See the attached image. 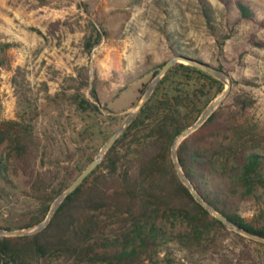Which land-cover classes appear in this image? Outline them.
I'll return each mask as SVG.
<instances>
[{
  "label": "trees",
  "instance_id": "obj_1",
  "mask_svg": "<svg viewBox=\"0 0 264 264\" xmlns=\"http://www.w3.org/2000/svg\"><path fill=\"white\" fill-rule=\"evenodd\" d=\"M237 7L244 19H254L248 5L239 1ZM99 41L98 32L88 51ZM160 69L154 70L155 75ZM206 87L218 88V93L224 89L223 82L196 66L182 62L172 66L102 162L64 199L45 229L30 236H0V264H246L248 256L252 264H264V243L230 231L197 201L175 169L173 141L213 101V97L198 99L206 94ZM92 94L97 100L96 92ZM79 99L81 108L99 109L85 96ZM254 102L250 96L239 95L232 106H220L180 144L178 153L186 174L217 210L264 235V223H256L264 221V153L260 151L264 134L247 119L241 121ZM34 139L24 121L1 123L0 148L6 141L9 148L6 154L0 153V180L5 182L0 200L12 203L7 185L18 168L16 160L25 161L36 153ZM85 167L80 166L79 173ZM23 168L31 175L35 191L27 201L40 204V212L28 219L26 214L6 218L0 223L6 229L44 220L53 201L70 185L48 194L49 176L32 164ZM236 196L261 204L257 218L247 219L231 208L229 202ZM226 232L242 244L241 257L235 261L223 249ZM252 245L257 246V258Z\"/></svg>",
  "mask_w": 264,
  "mask_h": 264
},
{
  "label": "rangeland",
  "instance_id": "obj_2",
  "mask_svg": "<svg viewBox=\"0 0 264 264\" xmlns=\"http://www.w3.org/2000/svg\"><path fill=\"white\" fill-rule=\"evenodd\" d=\"M239 1L254 19L241 16ZM98 32V45L88 51ZM175 55L223 69L233 84L221 106H232L239 95L252 97L241 121L264 134V0H0V125L24 121L36 148L29 159L16 160L7 185L12 203L0 200V223L40 212V204L27 201L35 191L23 166L32 164L49 176L48 194L71 184L141 100L154 70ZM205 92L199 100L222 93L207 87ZM80 96L99 109L81 108ZM7 143L0 153L6 154ZM229 205L250 220L261 208L240 196ZM224 234L223 249L235 261L242 244ZM251 250L257 258V246Z\"/></svg>",
  "mask_w": 264,
  "mask_h": 264
},
{
  "label": "water",
  "instance_id": "obj_3",
  "mask_svg": "<svg viewBox=\"0 0 264 264\" xmlns=\"http://www.w3.org/2000/svg\"><path fill=\"white\" fill-rule=\"evenodd\" d=\"M182 62L193 66H196L210 74H212L217 79L223 81L226 84L225 90L217 96L201 113L199 118L190 126L182 130L174 139L172 144V158L175 165V169L180 180L190 189L193 196L197 201L208 210L213 216L220 220L229 230L237 232L247 238L253 239L257 242L264 243V235L252 232L245 227L237 224L231 218H229L224 213L220 212L215 208L198 190L193 181L186 174L181 160L179 158L178 149L180 144L197 130H199L203 124L209 119V117L223 104L224 100L229 96L232 90V79L223 70L220 69L206 61L187 56V55H175L170 58L164 66L160 69L154 79L146 88L141 100L136 106H134L126 116V118L115 128L112 134L109 136L107 141L103 144L96 156L87 164V166L78 174V176L72 181V183L53 201L50 210L46 218L32 226L22 228V229H6L0 226V236L2 237H17V236H30L41 232L45 229L55 213L57 212L59 206L64 201V199L76 190L83 181L97 168V166L102 162L107 152L113 146L117 139H119L132 121L136 118L141 109L145 106L148 100L151 98L156 87L160 83L163 76L168 72V70L174 66L176 63ZM99 105H101L98 102Z\"/></svg>",
  "mask_w": 264,
  "mask_h": 264
}]
</instances>
